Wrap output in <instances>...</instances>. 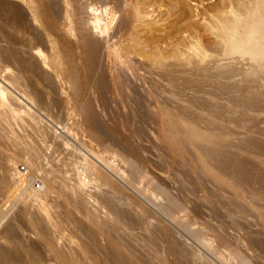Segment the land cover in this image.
<instances>
[{
	"label": "bare ground",
	"instance_id": "bare-ground-1",
	"mask_svg": "<svg viewBox=\"0 0 264 264\" xmlns=\"http://www.w3.org/2000/svg\"><path fill=\"white\" fill-rule=\"evenodd\" d=\"M43 1L48 17L47 20L48 23L46 26H43V28L40 27V33H38L39 31L38 30L37 34L33 35V33L36 32L34 31H32L33 33L28 32L29 23H31L33 26H37V21L34 17V10L32 7L33 5L30 4L31 0H0V147L2 144H4V142L5 143L9 142L14 145L23 144L24 146H22V148L26 149L25 151L29 152L28 158L30 159V160L26 159L25 163L27 165V173L23 174L20 170L19 171L16 170L17 161L15 162L14 161L15 159L13 160L11 158H7L10 160H5L6 156L3 153H1V151H3L4 149L3 150L0 149V173H1L0 193L6 189L7 181L10 182L9 187L13 186V188H15L16 190L19 189V191H21L20 196L17 197V200H15L14 202H12V204L9 205L5 213L7 214L8 211L10 212V210L13 209L15 206H19V204L21 205L20 206L21 209H19L20 211H18L19 219L25 221L27 224L30 225V227H32L34 235L36 237V241L42 244V247L44 248V250L42 248L41 249L45 251L42 252L45 255V258L43 254L38 253V250L40 249H36L35 251L37 252H35L34 250H32L33 249L32 247H31L32 249L31 248L29 249L28 246L23 245L24 244L22 242L23 239L20 238V236L18 235L19 233L16 234L17 232L15 228L16 222L15 223L13 222L14 224L13 223L11 224L10 221V223L7 224L8 226L5 227L3 231V235L1 236V239L5 242V245L7 246H3L4 247L3 248L0 245V264H20L21 262L25 264V261L29 262V263L26 262V264L27 263L47 264L45 262L46 258L48 262L49 263L51 262L52 264H155V260L157 258H161L162 261L168 260L167 264H187L188 261L185 262L186 260L184 259H188L189 264H211L214 260L210 263L206 255H204L200 251H194L191 248V246H189L188 243L184 242L185 237L184 238L182 237L183 238L182 240V238L178 234V230L169 231L166 229V226H162V225H160L159 229H160V234H162V244L164 243L165 245H164L163 253H158L156 249L157 247L154 246L156 244V243L154 244V238H153L155 235L153 236V233L150 228L151 226L148 221L150 219L149 218L145 219L143 216L140 217L141 216L140 212L142 210L140 212H137L139 210L135 211L134 209H131L132 207L129 206L131 204L128 201H126V203L127 202L129 203L128 206L131 207L129 208L131 209L129 211L131 212L133 210V212H131L133 213V215H129L130 213L128 214V210H127L128 208L127 209L125 208L124 210H127V212L126 211L124 212L122 210L123 209L122 207L126 206L127 204L126 205L123 203L121 204L123 200L122 196L121 197L114 196L115 195L114 190H116V187L115 184L114 186L112 185V182L109 179L105 180L107 185L106 187L108 188L112 186L115 187V189L112 192L113 196L109 197L112 198V200L110 199L111 202L109 203H113L114 207H116L115 213L112 211L111 213L113 214H109L108 216H106L107 218H103V217L99 218L98 217L99 215H96V212L91 208V206L92 205L94 206V204L90 202L93 201L95 202V204L97 205L99 204L98 206H100L101 203L96 200L95 196L93 197V195L95 194L88 192L87 191L88 189L85 188L86 185L85 182L87 176L95 175L96 171H98L95 169L94 163L92 162L93 161L92 159H94L97 162V159H95L96 154L94 158L91 159L92 161H90L85 157L84 153L83 154L80 153L81 151L78 150L77 148L72 147L70 150L69 146L71 144L69 143L70 144L69 145L68 142H65L66 140L64 139L63 145L69 149V152L70 151L72 152L70 153L71 156L72 154L73 155L76 154L75 155L77 156L76 161L74 159L73 161H71L72 158H70L71 160L68 163L66 162L63 163L62 161H59V159L56 156L54 157V159L57 158L58 161H56L57 164L56 166H54L55 163L50 164V162L52 161L48 162V160H46L47 158L45 153L40 152L43 151V149L40 150L41 148L38 149L39 147H37L39 145L42 146L46 144L48 141L47 140L48 137L55 140L53 136L51 137L50 132H48L50 135H45L44 133H42L43 135H39L40 137V140L38 141L39 145H36L37 143L31 144V142L30 144H27L26 143L27 141H24L22 139L23 137H21L22 140L16 139L17 138L16 136L15 138H12L13 134L12 136H10L9 134L11 138H8L6 137L7 136L6 134L8 133L6 132V130L10 128L13 129L12 127H14L15 130L16 128L17 129L19 128V130L21 129V131L29 130L31 134L41 133L40 132L41 130L38 129L39 125L37 126L38 123L36 122V115L34 113V110L36 111V107H37L36 106L37 102L35 101L34 98L35 95L39 97L41 93L42 94L44 93L37 91V89L41 90L39 89L40 87H46V88L48 87V89L50 90V91L47 90L48 93L52 92L53 94H56L57 97L61 96L63 98L64 97L67 98V101L65 99L66 101L65 104H63L64 102H62V104L64 105L63 108L66 107V109L72 110L71 109L73 108L72 106L76 105V107L77 106L79 107L77 115L80 119V121L79 119L78 121L81 124L79 123L78 126H82L81 129L84 127L87 130L86 133H88L89 136L92 139H94L93 141L95 143L98 142V145L100 144L102 147L104 146L103 148L105 149L108 148L107 152L104 149L105 150L104 153L106 154V156H110V157L107 158L106 156L104 157L101 156L98 157V160L102 164L105 163V166L108 167L109 170L114 172L112 173V175L115 174L117 176V179H119L120 177L123 179L126 178L125 177L126 171L122 172L121 169L118 168L117 165H115L117 164L116 161L119 162L118 164H122L124 168L128 167L132 169L131 172L142 174L143 172H141V170H143V167L142 169L140 168L143 165L141 164L139 168L138 167L139 164H137V161L133 158L136 162L135 163L132 157H129L128 151L127 153L125 152L126 154L123 153L124 148H121L120 145L121 144L123 145L124 143L121 142L118 144V148H116L117 149L116 152H114L115 150L109 151L114 148H110L109 145L112 144L113 147V143L108 144V142H115L117 133L115 131L114 132L112 131L114 135L112 134L113 136L111 138L113 137L115 138H113L114 140L112 139L113 141L111 140L107 142V136L111 135V132L110 134L105 133L106 134L105 135L103 133L104 129H107L108 127L106 126V124L105 127H102L103 125L98 122L101 116L104 115L102 114V112L98 110L99 106H97L99 103L100 104L102 103V98L104 97L102 95V84L100 80L101 78L98 75V70L100 68H104L105 66L107 67L106 64L110 63L109 68H123V69L152 68L153 72L150 71V73L154 75L155 73H157L156 70H158L156 68H160L159 69L160 71L158 70L159 72L157 73L159 74L158 77H160L159 78L160 80L162 79L164 80V82L166 81L168 83L167 85L170 87L171 96L173 97V99H179L182 93L189 92V94L191 93V96H193L194 100L191 99L190 101L189 100L185 102L183 101L184 104L179 106L180 111L179 113L176 114L175 112H170L165 107L166 105L164 106L160 105L158 107V111L152 113V115H154L157 118L158 126H159L157 139H159L163 147H165V151L167 150L170 152L177 153L176 155L180 154L179 158L181 157L182 154L184 156H186L185 154L187 153L189 154V156L191 155V159L195 164L194 169L196 168V166L198 168L196 169L198 170L197 173H199V178L205 177L207 181L209 180V182L210 181L213 182L214 185L217 186L222 185V186H226L227 188L228 187L232 188L233 191L235 192L234 195L239 196V198L237 197L235 198H237V200L242 199V197L244 196L238 193V191L241 188L240 185L242 184L243 186V184L245 185L249 184L252 179H254L257 182L259 181L258 183L264 185V174L263 172L261 173L258 170L257 172L255 170H252L251 169L252 167L250 166V164H248L249 162L247 161L246 163L245 160L240 159L238 155H237L238 157L236 156L237 157L236 159L239 158L244 162L243 161L239 162L235 160L234 159L235 157L233 158V154H230L231 152L230 153L228 152L231 151L229 149H233V147L230 148L231 145H229L228 140L226 139L227 136L224 137L223 133H222L223 136L220 135L219 133H214L213 130L210 131L208 128H210L211 125H215V127L218 125L220 127L219 125L220 121L222 122L224 121V119H228L231 122V124L234 123V125L235 124H237L238 126L241 125L246 129L247 128L246 126L249 123L250 124L253 123L251 122L253 115H254L253 117H256L258 114L264 113V87L263 89H259L260 87H258L259 83L261 84L262 81L264 80V0H238V1L236 0L235 3L232 2V4H229L228 7L226 6L227 9L223 10L222 12L219 11L220 14H218L217 16L215 15L214 19L212 21L210 20V22L206 24L207 25L206 29L209 32L210 38H212V43L210 42V44H208L209 42L202 43L200 41L201 36L197 37L198 34L194 35L191 34L190 32V35L188 36H190L189 38L192 41L190 44H189L190 41H188L187 45H185V47L187 46L186 51L187 50L188 51L185 53L182 51L184 54L180 52L179 55L177 54V57H175L176 55L173 56L174 58L171 57L172 59H174V61L176 59V64H172L171 62L174 63V61H172L170 58L169 60L171 62L169 63L171 64H164L163 63L164 60L165 63H168L167 61L168 59L167 58H166L167 60L165 59L166 57L165 55H164L165 57L163 58L164 60L162 58L159 59L160 56L158 57L159 60L157 59L154 60L155 56L152 57L153 60H151L152 58L150 59V56H148V58L152 61L150 62V60H148L149 61L148 64V61L143 60L145 59L144 57H141L143 58L142 60L140 58L134 57L132 51H130L129 53L128 51L123 52L127 49L126 48L124 50L125 47L123 46L125 43L131 45L133 42H137V40H135L136 34L139 31L137 28H140V26L142 28V24H145L144 23L145 20L143 23L141 22L144 16L142 13L143 9H141L140 4L139 2L137 3V1L136 3L133 2L134 0H52V1L43 0ZM157 1L158 0H150L149 6L152 7L154 5L153 3ZM92 2H94L95 5H93L94 3L92 4ZM181 4H182L181 0H179L176 4L178 12L181 11L182 13L179 15V17L177 15L178 19L183 15L185 16V14H183L185 12L184 5L182 6ZM61 6L63 7L62 9ZM145 15L149 17L151 14H145ZM64 21L68 23V31L70 32V34L75 36L76 42L74 44L76 46V51H77V53L75 52L77 55L76 57L68 54L65 56V59L67 58V64L69 66L68 68H76L78 62L83 63L82 64L83 66L81 65L80 67V68L82 67L85 68L84 70L85 77L84 78L81 77L82 82L84 79V84H82L83 87L79 83L80 81L77 80L78 77H74L73 74L69 75V77L63 76V66H61L59 61L60 57L58 58L59 55H57L56 53L57 45L55 46L54 42L52 43L49 41L50 38L48 36V32H51L55 36L59 35L60 34L59 25ZM150 25L147 26L145 25V28H143L144 32L146 30L145 33L151 30ZM153 25L155 27L156 24ZM152 29H154L155 31V28H153V26ZM156 30L158 31V29ZM141 34L143 35V33ZM147 39H146V43L151 41ZM44 41L49 46V49L48 47L45 48L46 50L42 48V42L44 43ZM176 48L177 47H175V49ZM166 68H185L184 71L183 70L181 71L183 73V77H181L179 80L176 79V77L174 78V76L176 75L179 78V76L182 74H180V72L179 73L176 72L175 74V71H173L174 72L173 73L171 70L170 72L174 74L173 76V74H170L168 72V69ZM128 72H129L128 70H125V73L123 74L121 73L122 75L121 74L120 75L125 76L124 78H126L128 76ZM177 73L180 75H178ZM124 78L121 79L125 80ZM121 81H117L115 80V77L113 78L111 77L109 82L107 80V83H109V85H111L114 88H120V87L122 88L123 83ZM55 84L57 86L56 87L57 89L55 88ZM86 86L88 88H86ZM85 88L87 90L86 92H83V89L85 90ZM108 89H110V87ZM32 90L35 93H33ZM103 94L105 93L103 92ZM45 95L46 94H44V96ZM48 95L46 96L48 97ZM223 97H227V101L229 103L225 101L226 98L223 100ZM219 100H221V102L225 101L226 105L223 103L222 104L220 103L221 104L220 105ZM227 103L229 105H227ZM172 110L174 109L172 108ZM149 111H151V109H149ZM251 112H253V114H251ZM254 112L258 114L256 115L254 114ZM104 116L106 117V114ZM37 120H39V115L37 116ZM253 120L254 118L252 119V121ZM196 121L203 123L204 126H209L208 128L206 127L209 131H207L206 129L205 131L202 129L199 130L198 125L195 124ZM95 122H98L99 124ZM43 126H45V124ZM99 126L102 128H100ZM122 126L123 125H121V127ZM212 127L210 129H213ZM64 129L65 128L63 127V132ZM109 129L110 128H108V132ZM119 129L117 131L118 135L122 134L123 131L120 129L121 130L120 133ZM68 132H70V129L68 130ZM13 133L15 134L14 131ZM118 138L117 140H120L121 135ZM157 139L155 140L157 141ZM17 146L19 147V145ZM84 149L86 148H83V150ZM119 149L120 150L123 149L122 152ZM118 151H120L121 153L120 152L118 153ZM236 154L237 152L234 154V156ZM89 155L91 156V154ZM184 156H182L181 158H184ZM110 158L113 161L110 162L109 160ZM41 162H45V163L47 162L46 167L49 164L52 167L51 166L50 167L48 166L47 168L44 166L42 167ZM74 164H76L77 167H72ZM263 165L264 164L262 162L261 166L263 167ZM66 166L70 168L72 167V169H70V172L66 170L68 169ZM191 169L193 170L192 165H191ZM196 169L194 171H196ZM111 171L109 172L111 173ZM227 175L228 176L230 175L231 177L230 176L227 177ZM95 177L93 179H95ZM98 177H96V179H98ZM37 178L39 180L41 179L40 180L42 181L41 185L37 183L33 185L34 183L33 181ZM121 178L120 180H122ZM148 182L152 184L151 181ZM157 184H155V186H157ZM159 186L158 188L156 187L158 189L157 190L158 192H156L155 190V193H157L159 198L161 197L160 201L162 200V198H164V200L167 203L165 206L163 205L161 206L160 205L161 203L159 204L156 202L155 204L154 203L151 204V206L154 205V207L158 208L160 211L164 213H167V207H170V209L172 208L179 209L181 206L180 209H182L183 205L178 204L179 201H177L174 198L175 195L173 193H172L173 195H171V192H169L165 188L166 186L165 187L164 185L160 187ZM95 188H96L95 192H97L98 195L99 187L95 186ZM55 189L57 190V194L59 195V197L57 198L58 199L60 198L61 200L60 199L59 200L61 202L58 203V199H56L57 203L54 202L53 203L54 205H50L51 203L48 204L50 197L49 195L54 194L55 193L54 191H56ZM102 193L103 194L99 193L103 195L102 200L103 198L106 199L107 198V196H105L106 193L105 194L104 192ZM149 193L152 195L151 192ZM117 194H119V192L117 193L116 191V195ZM58 195L55 194V196ZM98 196L100 197V195ZM52 197L53 196H51V198ZM109 198L106 200L108 201ZM155 198L153 202L158 201ZM54 199L55 198L53 197V200ZM232 200H234V198ZM150 202L152 203V201ZM89 204L91 206H89ZM31 205L34 207L33 213L35 216L32 214L34 218L33 217L30 218L31 216H28L29 215L28 209H30ZM111 205H109V207ZM16 210H18V208ZM135 212L138 213L139 215L134 214ZM5 213L3 214L5 215ZM77 214L80 215L79 216L80 218H78V220L76 221L75 220L73 221V217L75 216L77 217ZM259 215L263 216V213L259 212L258 216ZM127 216H129L128 218L129 220H126ZM132 216L134 217L136 216V218L138 217L137 219H139V221L141 218H144L143 221L141 219V223H143V225L145 226H142L141 224V227H143V229L141 230H144L143 235L147 233L148 237L147 235L146 237L145 236L144 237L147 238L149 241L148 242L145 238H143V240L145 239L144 242L147 241L149 243V244L144 243L145 245L147 244L146 245L147 248H145L147 255L145 256L146 261H139V259H137V257L133 254V252L128 250V247L122 243L121 238H119L118 236L121 235L119 234V232H122L123 236L127 235L129 237L130 232L128 233V231L124 229L125 225L123 220L125 219V222L128 221L129 223V221H131L130 219ZM36 218H38L39 221ZM69 221H72L74 225L77 226L78 228L80 227L79 228L80 231L83 230L84 231L83 233H85L86 237H88V239L90 240L88 243L82 244V246L79 247L77 250L76 247L75 249L74 248L71 249L67 247V245L65 244L66 238L65 235L63 234V231L64 233H66L65 231L66 229L63 228L62 230V225L63 223L66 224ZM173 221L176 224L174 226H176V228L179 227V230H183V231L185 230L183 227L185 226L187 228L186 225L190 224V222L186 224L181 223L180 220L175 218ZM73 223L70 224L73 225ZM104 224H108L106 226L110 225V229L112 228L113 230L117 231L118 232L116 233L118 234L116 235L117 237L116 236L113 237L112 234H109V231L111 230L109 231L105 230L103 227ZM191 225L192 224H190V226ZM75 226H72L71 228ZM65 227H68L67 224ZM154 229H158V227ZM188 229L189 228H187V231L186 230L185 231L192 232L191 230ZM20 230H18V232ZM75 230H77V228H75L74 231L72 230L70 232L74 233ZM30 231L32 232L31 229ZM196 231L198 233V237L196 235L195 236L196 238H198V243L203 248V250H205V252L214 254V256L216 255L218 257L217 261L220 260L222 264H231V262L228 263L225 261L224 255L220 254L218 252L219 250H216L217 245L215 244L225 245L228 244L229 242L226 236L227 234L226 235H224L225 233L223 234V229L221 228L220 230V226L219 229H213L212 227L202 226L201 228L200 227L196 228ZM196 231L193 230V232ZM192 234L193 233H191L190 235L191 237ZM234 243L236 244V242ZM70 246L74 247L73 245ZM230 247L231 245H229V249L231 250L229 255V261H233V262L237 261L239 264H248L249 259L246 257L244 253L233 251ZM26 257L29 258L30 260H26L25 259ZM249 264H251V261Z\"/></svg>",
	"mask_w": 264,
	"mask_h": 264
},
{
	"label": "rangeland",
	"instance_id": "rangeland-1",
	"mask_svg": "<svg viewBox=\"0 0 264 264\" xmlns=\"http://www.w3.org/2000/svg\"><path fill=\"white\" fill-rule=\"evenodd\" d=\"M49 1H52V0H49ZM136 1H137V3L139 2L141 9H143L142 13L144 16H143V19L141 22L143 23L145 20V22H144L145 24H142V28H141V26H140V28H137L139 31L137 30L138 32L136 34L135 40H137V42H139V43L133 42L132 43L133 46H132V44L130 45L128 43L127 44L125 43L123 47H125L124 50L126 48L127 49L123 52L128 51V53H129L130 51H132L134 57L140 58L141 60L143 59L141 57H144L145 59H143V60H145V61L150 60L154 56H155L154 60L155 59L159 60L160 58L163 59L166 56L165 59L166 58L168 59V60L166 59L168 61V63H165V60L163 59L164 64H171V63L176 64V59L174 61V59H172V58H174L173 56H175V55H176L175 57H177V54L179 55V53L182 51L184 53L188 51V50L186 51L187 46L185 47V45H187L188 41H190L189 44L192 41L189 38L190 36H188V35H190V32H191V34H194V35L198 34L197 37L201 36L200 41L202 43H205V42H207V43L209 42L208 44H210V42L212 43V38H210V36H209V32L206 29L207 28L206 24L208 22H210V20L212 21L214 19L215 15L217 16L218 14H220V12L227 9L226 6L228 7V5L232 4V2L235 3L236 0H232V1L231 0H202V2H201V0H181V2H182L181 5L182 6L184 5V11L185 12L183 14H185V16L183 15L184 17L181 16L179 19H178L179 15L182 14L181 11L178 12V9L176 7V4L179 0H158L159 2L158 1L154 2L153 3L154 5L152 7L149 6L150 0H134L133 2L136 3ZM93 3L94 2H92V4ZM30 4L33 5L32 7L34 10V17L37 21V26H33L31 23L28 22L29 23L28 24V32L34 31L36 33H33V32L32 33H33V35H35V34H37L38 30H39L38 33H40V27L43 28V26L47 25L48 17H47V13L45 10V5H44L43 0H31ZM93 5H95V3ZM62 8L63 7L61 6V9ZM152 11H155V12H152ZM176 11L178 12V14ZM144 13L145 14H151L152 15V16L150 15L151 18H150V16L149 17L146 16ZM177 15H178V17H177ZM26 21H27V19H26ZM150 23H151V25H150ZM152 23L156 24L158 26L155 25V27H154V25ZM145 25L151 26V30H150L151 32L149 31V32L145 33L146 30L144 32L143 28H145ZM152 26H153V28H155V31H154V29H152ZM59 28H60V32H59L60 34L59 35L55 36L51 32H48V36L50 38L49 41L52 43L54 42L55 46L57 45L56 46V53H57V55H59L58 58L60 57L59 61H60L61 66H63V76L69 77V75L73 74L74 77H78L77 80H79L80 81L79 83L82 85V84H84V79L82 82V78L85 77V74H84L85 68H83V67L80 68V67L83 63L78 62V64L76 65V68H68L69 66L67 64V58L65 59V56L68 54L73 55L74 57L77 56L76 55V53H77L76 46L74 44L76 42L75 36L71 35L70 32L68 31V23L67 22L64 21V22L60 23ZM156 29H158V31ZM140 31H142V32H140ZM141 33H143V35ZM161 35H163V36H161ZM140 36H142V37H140ZM156 38H157V40H156ZM146 39L151 40V41L146 43ZM158 39H160V40H158ZM44 43H45V41H44ZM44 43L42 42V48L44 50H46L45 48L48 47V49H49V46L46 43L45 44ZM141 43H142V45H141ZM128 45L130 48L131 47L132 48L130 49L128 47ZM175 47H177V48L175 49ZM136 52H137V54H136ZM139 54H141V55H139ZM148 56H150V59L148 58ZM158 57H159V59H158ZM169 58L172 61H174V63L171 62L169 60ZM151 60H153V58ZM151 60H150V62H152ZM169 62H171V63H169ZM148 64H149V61H148ZM106 65H107V67L105 66L106 68L104 67V68H100L98 70V75L101 78L100 80H101V84H102V95L104 97L102 98V103L101 104L99 103L100 105L99 104L97 105V106H99L98 110L100 112H102V114H104V115L106 114V117L104 115H102L101 118L99 117L100 120H98V119L97 120L100 124L103 125V126L102 125H100V126L105 127V124H106V126L108 128L112 129V130L109 129V132H108V128L107 129L103 128L104 134L105 133L110 134V132H111V135H109L110 137L107 136V142L111 141L113 138H115V137L111 138L114 135L112 133V131L113 132L115 131L117 133V137L115 138L116 139L115 142H108V144L113 143V147H112V144H110L109 147L114 148V149H111L109 151L115 150L114 152H116L117 151L116 148H118V144L121 142L124 143L123 145L126 147H124L122 144L120 145L121 148H124V150H126V151H124L122 149L123 153L126 154L128 151L129 157H132V159L134 158L137 161V164H139L138 165L139 168H140L141 164L143 165L140 168V169H142V167H143V170H141V172H143L142 174H139L136 172L133 173V172H131L132 169H130L128 167L124 168L122 164H118L119 162L116 161L117 164H115V162H114V164L117 165V167L120 168L122 172L126 171V173H125L126 178L123 179L120 177L122 179V180H120L119 176H118L119 179H117V176L115 174L112 175V173H114V172L109 170V168L105 166V163H103L104 164L103 165L98 160V157L106 156L104 151L106 150V152H107L108 148L105 149V148H103L104 146L102 147L100 144L98 145L97 141H96L97 143H95L93 141L94 139H92L89 136V134L86 133L87 130L84 127L82 128L83 129L82 130L81 129L82 126H78V124L80 123L79 122L80 119L77 115L79 107L78 106L76 107V105H75V106H72L73 107V108H71L72 110H68V109H66V107H64L65 108L64 109L63 104H65V102L67 101V98L66 97L63 98L61 96L57 97V95L53 94L52 92L48 93L47 90L50 91L48 89V87L47 88L46 87H40V88L38 87L41 90L37 89V91L44 92L43 94L41 93V95H40L41 98H40V96L38 97L37 95L34 94L35 95L34 99L37 102L36 103V106H37L36 111L34 110V113L36 115V122L38 123L37 126L39 125V127H41V128L38 127V129L41 130L40 131L41 133L40 134H34V133L31 134V132L29 130L21 131V129L19 130V128L18 129L16 128V130H15L14 127H12L13 129L10 128V129L6 130V132H8L6 134L7 135L6 137L11 138L10 136H12V134H13L12 138H15V136H16L17 137L16 139H18V140L23 139L24 141H27L26 142L27 144H30V142H31V144L37 143L36 145H39L38 144V141L40 140L39 135H43L42 133H44L45 135L51 134V137L53 136V138L55 140H53L52 138L47 136L48 137L47 143L42 145V146L39 145L37 147H39L38 149L41 148L40 150L43 149L44 152L40 151V150L39 151L41 153H45L46 158H47L46 160H48V162L52 161V162H50V164L55 163V165L52 164L54 166H56V164H57L56 161H58V159H59V161H62L63 163H65V162L68 163L71 160L70 158H72L71 161H73V159L76 161V157H77V156H75L76 154H74V155L72 154V156H73L72 157L70 155V153H72V152L71 151L69 152V149L71 150L72 147L80 150L81 151L80 153H82V154L84 153L85 157L88 160H90V161L93 160L92 162L94 163L95 169L98 170V171H96L95 175H96V177L99 176L98 179H96L95 175L87 176V179L85 182L86 183L85 188L88 189L87 190L88 192L95 194V195H93V197L95 196L96 200L101 203V205L98 206L99 204L97 205V204H95V202L92 201L90 203L94 204V206L92 205L94 208L90 204H89V206H91V208L96 212V215H99L98 216L99 218L100 217L107 218L106 216H108L109 214H113V213H111L112 211L115 213L116 207H114L113 203H109L112 200V198H109V197L113 196L112 192L116 187V190H114V192H115L114 196L115 197H121L122 196L123 200H122L121 204L122 203L125 205L127 204L126 206L123 205L124 207H122L123 208L122 210L124 212L125 211L127 212V210H128V214L130 213L129 215H133V213H131V212H133V210L131 212L129 210H131V209H134L135 211L139 210L137 212H140L142 210L143 212L142 211L141 212L144 213L145 215L140 212V215H141L140 217L143 216L145 219L146 218L150 219V220H148V219L147 220L150 223V226H151L150 228H151V231L153 233V236L155 235L153 237L154 238V244L156 243L154 246L157 247L156 249H157L158 253H163L164 245H165L164 243L162 244V234H160V229H159L160 225H162V226H166V229L169 231H171V230L177 231L178 230V234L180 235V237L181 238L185 237L184 242L188 243L189 246H191V248L194 251H200L204 255H206L210 263L214 260L213 261L214 264H217V262H218V264L219 263L222 264V262L220 260L217 261L218 257L216 255L214 256V254L205 252V250H203V248L199 245L198 238H196V236L198 237V233L196 231V228H198V227L201 228L202 226H208V227H212L213 229H219V226H220V230H221V228L223 229V234L224 233H225L224 235L227 234L226 236H227V239L229 242H228V244H225V245H221V244L220 245L215 244V245H217L216 250H219L218 252L220 254L224 255L226 262H228V263L231 262V264H239L237 261H234V262L229 261V255H230V251H231L229 249V245H231L230 248L233 251H236V252L238 251V252L244 253L246 255V257L249 259L248 264L250 263V261H251V264H264V221H263V219H264V185L258 183L259 181L257 182L254 179H252L249 184H246V185L243 184V186L241 184L240 185L241 186V188H240L241 193H240V190L238 191V193L244 197L241 196L242 199L237 200V198H239V196L234 195L235 192L233 191L232 188L228 187L229 188L228 189L226 186H222V185L221 186L218 185L219 186L218 187L217 185H214L213 182H211V181L209 182V180L207 181L205 177H204L205 178V180H204V178L201 177L202 174L200 175L201 178H199V173H197V171H198L197 166H196L197 169L195 168L196 171H194L195 170L194 169L195 164L191 159V155L189 156V154L187 153L188 155L185 154L186 156H184L182 154L181 157L184 156V158H181V157L179 158L180 154L176 155L177 153L170 152L167 150L165 151V147H163L160 140L157 139V137H158L157 133L159 131V126H158L157 118L154 115H152V113H154L155 111H158V107L160 105H163V106L166 105L165 107L170 112H175V114L179 113V111H180L179 106L183 105L185 101H187V100L190 101L191 99H193V96H191V93L189 94V92L187 91L188 93H182L183 96L181 95L179 97V99H173V97L171 96L170 87L167 85L168 83L166 81L164 82V80H162V79L160 80L159 79L160 77H158L159 74H157V73L160 71L159 70L160 68H156L159 71L156 70L157 73L154 72L155 73L154 75H152L150 73V71H152V68H124L125 70L129 71L128 76L126 78H124L125 76H121L123 73H125V70L123 68H109L110 63H107ZM138 69H140V70H138ZM166 69H168V72L170 74H173L174 73L173 71H175V74H176V72H178V73L180 72V74H182V75L177 73L178 75H180L179 78L177 75L174 76V74H173L174 78L176 77V79L179 80L181 77H183V73L181 71L182 70L184 71L185 68H166ZM171 70L173 73L170 72ZM75 71H77V72H75ZM122 71H123V73H122ZM146 71H148V72H146ZM130 74H131V76H130ZM146 74H147V76H146ZM120 76L122 79L124 78L125 80H122L120 78ZM141 76H142V78H141ZM111 77L112 78L115 77V80H117V81L122 80L121 82L123 83V87L122 88L121 87L120 88H114L111 85H109V83H107V80L109 82ZM161 81H162V83H161ZM263 81L261 84L259 83V86H258V87H260L259 89H263V87H264ZM124 82H126V83H124ZM128 83L131 85V87ZM56 87L57 86L55 84V88ZM82 87H83V85H82ZM109 87H110V89H108ZM86 88H88V87L86 86ZM86 88H85V90L83 89V92H86V90H87ZM126 90H127V92H126ZM163 91L165 92V95H164ZM32 92H33V90H32ZM103 92L105 94H103ZM33 93H35V92H33ZM44 94H46V95L49 94V95L47 97L46 95L44 96ZM65 99H66V101H65ZM224 99L226 102H228L227 97H223V100ZM221 100H219L220 102L218 101L219 104L223 103L226 105V102L225 101L221 102ZM62 102H64V103L62 104ZM228 103H227V105H229ZM150 106H151V108H150ZM172 108L174 110H172ZM149 109H151V111H149ZM69 111H71V112H69ZM109 112H111V113H109ZM251 114H253V112H251ZM254 114L257 115L258 113L254 112ZM260 114H258L256 117H253L254 115L253 116L251 115L252 119L254 118V120L252 121V119H251V122H253V123L252 124L249 123L246 126L248 129L247 128L245 129V127H243L241 125L238 126L237 124L234 125V123L231 124V122L228 119H224V121H222L223 123L220 121V123H219L220 127L217 125L216 126L217 128H216L215 125H211V127L213 126L212 127L213 129H210L211 127L208 128L209 126H204V124L200 123L199 121H198L199 123L196 121L197 123L195 122V124L198 125L199 130H201V129L204 131H205V129L207 131L213 130L214 133H219L220 135H222V133H223L224 137L227 136L226 139L228 140L229 145H231L230 148L233 147V149H229L231 151H228L229 153L231 152L230 154H233V158L235 157L234 159L239 161V162L243 161L240 159H244L246 163L248 161L249 162L248 164H250V166L252 167V168L251 167L250 168L252 170H255L256 172L258 170L259 172H261V173L263 172V174H264V169H263L264 165H263V167L261 166L262 162L264 164V113H262L261 115ZM38 115H39V120H37ZM76 115H77V117H76ZM103 116H104V118H103ZM258 116H259V118H258ZM255 118H257V119H255ZM41 119H43V120H41ZM78 119H79V121H78ZM98 122H95V123H98ZM121 122H122V124H121ZM44 124H45V126H43ZM121 125H123V126L121 127ZM63 127L66 129V132H65V129L63 132ZM102 127H100V128H102ZM119 128L123 131H122V134L118 135L117 131ZM42 129H44V130H42ZM67 129L68 130L70 129V132H68ZM120 129H119V132L121 133ZM105 130H107V131H105ZM244 130L245 131L247 130V131L245 132ZM13 131L15 132V134L13 133ZM45 132H47V133L50 132V134L49 133L47 134ZM116 133H115V136H116ZM9 134H10V136H9ZM20 135H22V136H20ZM120 135H121V139L117 140V138ZM21 137H23V138L21 139ZM64 139L66 140L65 142H68V144L69 143L71 145L73 144L72 146L69 144L70 145L69 149L63 145ZM155 139H157V141ZM53 143H56V144H53ZM12 145H13V147H12ZM17 145H19V147ZM14 146H16V147H14ZM22 146H24V145L23 144H21V145L15 144L14 145V144L9 143V142H7V143L4 142V144H2L0 147L1 150L4 149L3 151H1V153H3L6 156V157L4 156L5 160H10L7 158H11L13 160L15 159L14 160L15 162L17 161L16 162L17 163L16 170H18V171H19V165H25L27 168V165L25 162H26V159H29L28 158L29 152L25 151L26 149H23ZM55 146H56V148H55ZM83 148H86V149L83 150ZM237 148H238V150H237ZM58 149H59V151H58ZM22 150H23V152H22ZM122 150H120V151L122 152ZM62 151H63V153H62ZM87 151H88V154H87ZM89 151L90 152L92 151V152L90 153ZM120 151H118V153ZM238 151H239V153H238ZM236 152H237V154L234 156V154ZM167 153H169V154H167ZM68 154H69V156H68ZM89 154H91V156ZM95 154H96V156H95ZM237 155L240 157V159L239 158L236 159L238 157ZM56 156L58 159L57 158L54 159V157H56ZM94 156H95V159H97V162L94 159H92V158H94ZM106 157L108 158L110 156H106ZM246 159H248V160H246ZM109 160H110V162L113 161L111 158ZM135 160H134V162H135ZM50 164L48 165L49 167L51 166ZM46 165H47V162L46 163L41 162L42 167L43 166L46 167ZM74 165L72 167H77L76 164H74ZM191 165H192L193 170L191 169ZM66 167L68 169H66ZM66 167H65V169L70 172V169H72V167L71 168L68 166H66ZM107 168H108V170H107ZM129 169H130V171H129ZM109 171H111V173ZM197 174H198V177H197ZM108 176H109V178H108ZM147 176H149V177H147ZM229 176L227 175V177H229ZM94 177H95V179H93ZM106 179L111 180L112 185L114 186V184H115V187H113V186L110 188L106 187L107 186L106 182H105ZM147 179H148V181H151L153 185L150 184L147 181ZM40 180L38 178L35 179L33 181L34 182L33 185H35L36 183L41 185L42 181H40ZM9 183L10 182L7 181L6 189L0 193V234H1L0 235V245L2 247L7 246V245H5V242L1 239V236L3 235V231H4L5 227L8 226L7 224H9L10 221H11V224L13 222L14 223L16 222L17 224L19 223L18 224L19 226L15 223V228L17 230L16 234L19 233L18 235L20 236V238L23 239L22 240V242L24 243L23 245L28 246L29 249L32 247L33 249L32 248L31 249L34 251L36 249H40V250H38V253L43 254L42 252H45V251H43L44 248L42 247V244H40L36 241V237L34 235L32 227H30V225L27 224L25 221H22L21 219H19V212L18 211H20L19 209H21V207H20L21 205L19 204V206L14 207L16 209L18 208V210L13 208L10 210V212L8 211L7 214L5 213V211L9 207V205L12 204V202H14L15 200H17V197L20 196V192H21V191H19V189L16 190L15 188H13V186L9 187V185H10ZM85 183H83V184H85ZM155 184H157V186H155ZM159 185L160 186L164 185V187L166 186L165 188L169 192H171V195H173V194L175 195V197L174 196L173 197L177 201H179V203H178L179 205H183V207H182L183 210L180 209L181 206L179 209L178 208H176V209L172 208L173 211H172V209H170V207H167V213H164V212L160 211L158 208L154 207V205L151 206V204H153V203L155 204L156 202L159 204L161 203L160 204L161 206L162 205L165 206L167 203L164 200V198H162V200H161L162 202H161L160 201L161 197L159 198L157 193H155V190H156V192H158L157 188ZM95 186L99 187V193H101V194H103L102 192H104V194L106 193L105 196H107L106 199L109 198L108 201L104 198L102 200L103 195H101L99 193H98V195H100V197L97 195V192H95V189H96ZM161 188H163V187H161ZM107 190H108V193H107ZM116 191H117V193L119 192V194H117L118 196L116 195ZM148 191L151 192L152 195ZM54 192H55L54 194L49 195L50 197H49L48 204L51 203L50 205H54L53 204L54 202L57 203L56 199H58L57 197H59V195L57 194V190ZM55 194L58 196H55ZM153 194H154V196H153ZM108 195H110V196H108ZM51 196H53L55 199L53 200V197L51 198ZM155 196H156V198H155ZM235 197H237V198H235ZM146 198H149V199H146ZM151 198H153V199H151ZM154 198L158 201L153 202ZM231 198L232 199L234 198V200H232ZM59 199H58V203L61 202L60 201L61 199L60 200ZM243 199H244V201H243ZM100 200L103 202H101ZM126 201H128L131 205H129L128 202L126 203ZM150 201H152V203ZM164 201H165V203H164ZM180 202H181V204H180ZM202 202H204V203H202ZM135 204H137L138 206ZM109 205H111L110 206L111 208L109 207ZM128 205L131 206L132 208L129 207ZM112 208H113V210H112ZM125 208L126 209L128 208V209L124 210ZM129 208H131V209H129ZM184 208H185V210H184ZM33 209H34V207L32 205L30 206V209H28L29 215L28 214L27 215L31 216L30 218L33 217L32 214L34 215ZM29 210L32 212H30ZM259 212H262L263 216H261V215L258 216ZM3 213H5V215ZM128 214H126V215H128ZM134 214H138V213L135 212ZM162 215H164V216H162ZM79 216L80 215L77 214V217L76 216L73 217V221L78 220V218H80ZM63 217H64V215H63ZM128 218H129V216H127L126 220H129ZM137 218H136V216L135 217L132 216L130 219L131 221H129V223H128V221L125 222V219L123 218L124 219L123 220L124 225H125L124 229L127 230L128 233L130 232L129 237L127 235L123 236L122 232H119V234H121V235L116 234L118 232L113 230L112 228L110 229V225L106 226L108 224H104L103 227L105 230H108V231L111 230V231H109V234H112L113 237L118 235L119 238H121L122 243L128 247V250L133 252V254L137 257V259H139V261H146L145 256H147V255H146V251H145L146 249L145 248H147L146 245L149 244L148 243L149 241L147 238H145L147 233L143 235L144 230H141V229H143V227H141V224H142V226H145V225H143V223H141V219L143 221L144 218H141L140 221ZM168 218H170V219H168ZM171 218H172V220H171ZM174 218L180 220L181 223L186 224V223L190 222V224H192V225L190 226V224H188L186 226H187V228H189L188 230H191L192 232H190V231L186 232L187 228L185 226L183 228L186 230V231L185 230L184 231L187 234L183 230H179V227H177L178 228L177 229L176 226H174V225H176L175 222L173 221ZM36 219L39 221L38 218H36ZM123 221H122V223H123ZM62 222H63V220H62ZM69 222L73 223L72 221H69ZM69 222L66 223L69 228L65 227L66 224H64V223L62 225V230H63V228L66 229L65 230L66 233H64V231H63V234L65 235V238H66L65 244L67 245V247H69L71 249H73V248L75 249V247H76V250H77L79 247L82 246V244H84V243L86 244L90 240L88 239V237H86V234L83 233L84 232L83 230H81L82 232L80 231V229H79L80 227L78 228L77 226L74 225V223L72 225ZM104 222H106V221H104ZM125 223L126 224L128 223L129 226H128V224L126 225ZM72 226H75V227L71 228ZM157 227L159 230L154 229ZM75 228H77V230H75V232H74L75 234L73 232L71 233L70 231H72V230L74 231ZM150 228H149V230H150ZM191 228L196 232H193V230ZM30 229L32 230V232L30 231ZM152 229H154V230H152ZM18 230H20V231L18 232ZM155 230H157V231H155ZM78 231H79V233H78ZM28 232H29V234H28ZM191 233H193L192 237L194 238L195 241L190 236ZM157 235H158V237H157ZM147 237H148V235H147ZM228 237L231 238L232 240L229 239ZM143 238H145L148 242L147 241L144 242L145 239L143 240ZM183 238H182V240H183ZM258 238H259V240H258ZM233 241L236 242V244ZM69 242H70V245H73L74 247H71L69 245ZM80 242H81V245H80ZM231 242H232V244H231ZM63 243H64V241H63ZM144 243H147V244L145 245ZM250 243H252V244H250ZM151 244H153V243H151ZM233 244H235V245H233ZM142 247H143V249H142ZM223 251H225V252H223ZM244 251H246V252H244ZM35 252H37V251H35ZM43 256L45 258L44 254H43ZM25 259L30 260L27 257ZM157 259H160V260H157ZM157 259L155 260V264H167V262H168V260L162 261L161 258H157ZM184 260H186L185 262L188 261L187 264H189L188 259H184ZM42 261H43V259H42ZM26 262H28V261H25V264H26ZM45 262L47 264L49 263L47 258L45 259ZM213 262L211 264H213ZM22 264H24V263H22ZM49 264H52V263L50 262Z\"/></svg>",
	"mask_w": 264,
	"mask_h": 264
},
{
	"label": "built area",
	"instance_id": "built-area-1",
	"mask_svg": "<svg viewBox=\"0 0 264 264\" xmlns=\"http://www.w3.org/2000/svg\"><path fill=\"white\" fill-rule=\"evenodd\" d=\"M19 170L23 173L26 174L27 173V168L25 165H19Z\"/></svg>",
	"mask_w": 264,
	"mask_h": 264
}]
</instances>
